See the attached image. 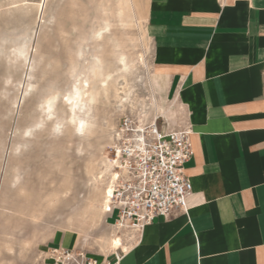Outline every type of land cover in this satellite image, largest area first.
<instances>
[{
	"label": "rangeland",
	"instance_id": "rangeland-1",
	"mask_svg": "<svg viewBox=\"0 0 264 264\" xmlns=\"http://www.w3.org/2000/svg\"><path fill=\"white\" fill-rule=\"evenodd\" d=\"M146 4L0 0V264L38 262L59 244L103 258L122 251L104 210L108 148L125 116L146 124L166 110ZM84 79L98 99L80 111V133L66 94Z\"/></svg>",
	"mask_w": 264,
	"mask_h": 264
},
{
	"label": "crops",
	"instance_id": "crops-1",
	"mask_svg": "<svg viewBox=\"0 0 264 264\" xmlns=\"http://www.w3.org/2000/svg\"><path fill=\"white\" fill-rule=\"evenodd\" d=\"M145 27L168 81L158 118L192 129L193 193L119 231V264H264V0H147Z\"/></svg>",
	"mask_w": 264,
	"mask_h": 264
},
{
	"label": "built area",
	"instance_id": "built-area-1",
	"mask_svg": "<svg viewBox=\"0 0 264 264\" xmlns=\"http://www.w3.org/2000/svg\"><path fill=\"white\" fill-rule=\"evenodd\" d=\"M158 119L143 124L125 116L109 145L106 157L113 180L106 222L119 231H141L155 219L189 206L193 185L185 166L195 155L192 129H167ZM122 255L119 251L113 258L101 259L84 247L53 245L41 260L43 264H119Z\"/></svg>",
	"mask_w": 264,
	"mask_h": 264
},
{
	"label": "bare ground",
	"instance_id": "bare-ground-1",
	"mask_svg": "<svg viewBox=\"0 0 264 264\" xmlns=\"http://www.w3.org/2000/svg\"><path fill=\"white\" fill-rule=\"evenodd\" d=\"M18 51L23 52V49H19ZM90 68H91V66H90ZM88 80L87 79L82 80L80 82V84L73 91L66 94V101L70 103V107H71V111H72L70 118L75 123L76 129L80 133L84 132L86 130L87 125H88L87 118L83 114H80V111L84 110L83 111L84 114H87L89 109L87 110L85 107L87 105H90L91 103L97 101V99H98V92L95 91L94 89H91L90 83ZM55 98L56 97H53V98L48 99L46 101V111H47V115H49V116L53 114L52 108H53V106H55L54 105ZM77 107H78L79 111L76 109ZM161 109L164 113L166 112V110H164L163 108H161ZM144 116H146V115H144ZM148 116H150V115H148ZM81 125H83V127H81ZM109 170H110V167L108 166L104 172L101 171L98 174V179L102 180L104 178V176L107 173H109ZM110 173L111 174H110V180H109V187H107L108 189L106 188L104 191V194H106V199L104 200V202H105L104 203V205H105L104 210H106V207L108 206V196H110V194L112 193V180H113L112 170H110ZM110 246H112V248L115 250H119V249H121L122 251L128 250V245L124 243L122 236L119 234H116L113 238H111Z\"/></svg>",
	"mask_w": 264,
	"mask_h": 264
},
{
	"label": "snow or ice",
	"instance_id": "snow-or-ice-1",
	"mask_svg": "<svg viewBox=\"0 0 264 264\" xmlns=\"http://www.w3.org/2000/svg\"><path fill=\"white\" fill-rule=\"evenodd\" d=\"M81 127H83V125H81ZM110 194V193H109Z\"/></svg>",
	"mask_w": 264,
	"mask_h": 264
}]
</instances>
